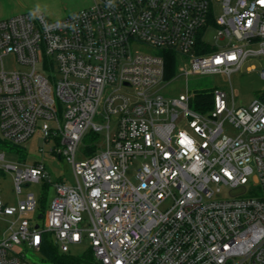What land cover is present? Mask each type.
Here are the masks:
<instances>
[{"label": "built area", "instance_id": "built-area-1", "mask_svg": "<svg viewBox=\"0 0 264 264\" xmlns=\"http://www.w3.org/2000/svg\"><path fill=\"white\" fill-rule=\"evenodd\" d=\"M208 26L223 43L198 53ZM166 50L185 76L229 78L264 57V4L91 0L54 20L0 19V135L21 145L38 131L48 144L39 154L64 159L75 178L52 180L38 160L1 163L0 153L16 194L31 183L55 189L42 223L24 217L38 208L34 193L16 204L0 195V215L16 216L0 237V264H264V92L234 107L215 89L203 111L188 91L164 97ZM89 132L103 138L94 153L79 151ZM250 183L259 195H246Z\"/></svg>", "mask_w": 264, "mask_h": 264}, {"label": "rangeland", "instance_id": "rangeland-1", "mask_svg": "<svg viewBox=\"0 0 264 264\" xmlns=\"http://www.w3.org/2000/svg\"><path fill=\"white\" fill-rule=\"evenodd\" d=\"M91 4V0H0V19H4L15 15L19 12H29L32 17L37 14H43L47 19H58L71 14L79 9L87 7ZM219 13V8L216 6L215 14ZM215 28L208 26L202 35V40L207 43V47L211 49L217 44H222L223 41L215 42ZM146 51H152L149 47H144ZM6 68L12 67L10 58H4ZM264 69V57L247 59L241 70L233 72L230 77H226L217 73L207 74H190L185 76L177 69L172 78L164 79L159 84V93L164 97H176L180 93L188 91L195 97V94L202 91L212 92L215 89L224 91L227 95L228 103L234 107H247L253 100L259 98L264 92V78L261 76V71ZM53 75V74H52ZM58 76H51L50 82L54 83ZM128 93H132V89H125ZM95 121H99L96 117ZM4 141V142H3ZM102 135L96 141L91 140L89 133L85 135L79 146V151L86 150V145L97 142L102 143ZM44 146L48 148L39 134L36 131L33 136L25 144L15 145L3 140L0 135V153L5 156L4 162L1 163H20L32 164L33 161H41L45 169L49 172L52 180H61L67 184L75 183L72 167L64 159L53 158L50 153L40 155L38 148ZM127 176L132 181L134 172L132 169L127 171ZM222 191L227 195V190L222 188ZM32 192L38 201V208L34 212H27L24 217H28L32 223H42V219H38L37 215L40 212V207L43 206L46 210L55 194V189L52 184L31 183L23 185L21 194H16L13 187L12 173L0 168V195L8 204H16L19 200L25 199V193ZM244 192V189L235 190L233 193ZM261 192L260 186L256 183H250L247 187L246 195H259ZM169 205L168 201L164 202L161 209L164 210ZM16 219V216L0 215V237L3 233L7 234L6 227ZM87 250V244H81L71 248L73 256H80ZM39 255L28 256L29 260H40Z\"/></svg>", "mask_w": 264, "mask_h": 264}, {"label": "trees", "instance_id": "trees-1", "mask_svg": "<svg viewBox=\"0 0 264 264\" xmlns=\"http://www.w3.org/2000/svg\"><path fill=\"white\" fill-rule=\"evenodd\" d=\"M203 49L198 51V53H205L209 51V48L207 46L203 45ZM161 54L164 56V63H165V71H164V79H170L174 76L176 71V65H177V57L176 54L171 50L161 51ZM213 101V95L212 92L209 91H202L195 94L192 106L199 111H203L209 107H211V103ZM91 140L96 141L99 137V134L89 132ZM4 142V141H3ZM96 142L93 143V145L87 146V151L89 153H94L97 149V146L95 145ZM40 211L44 210L43 206H39Z\"/></svg>", "mask_w": 264, "mask_h": 264}, {"label": "snow or ice", "instance_id": "snow-or-ice-1", "mask_svg": "<svg viewBox=\"0 0 264 264\" xmlns=\"http://www.w3.org/2000/svg\"><path fill=\"white\" fill-rule=\"evenodd\" d=\"M259 2L261 3V4H264V0H259ZM183 135V134H182ZM187 140V138L185 137V139L184 140H181V143L183 144V143H185V141ZM188 143H191V141H187Z\"/></svg>", "mask_w": 264, "mask_h": 264}, {"label": "crops", "instance_id": "crops-1", "mask_svg": "<svg viewBox=\"0 0 264 264\" xmlns=\"http://www.w3.org/2000/svg\"><path fill=\"white\" fill-rule=\"evenodd\" d=\"M19 13H22V12H19ZM15 14H18V13H15Z\"/></svg>", "mask_w": 264, "mask_h": 264}, {"label": "water", "instance_id": "water-1", "mask_svg": "<svg viewBox=\"0 0 264 264\" xmlns=\"http://www.w3.org/2000/svg\"><path fill=\"white\" fill-rule=\"evenodd\" d=\"M41 217V215H39V218Z\"/></svg>", "mask_w": 264, "mask_h": 264}]
</instances>
